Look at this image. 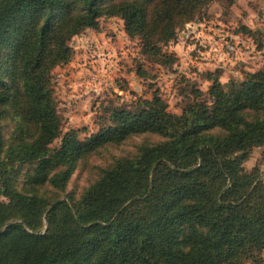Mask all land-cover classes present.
<instances>
[{
  "label": "trees",
  "instance_id": "obj_1",
  "mask_svg": "<svg viewBox=\"0 0 264 264\" xmlns=\"http://www.w3.org/2000/svg\"><path fill=\"white\" fill-rule=\"evenodd\" d=\"M213 3L237 0H0V264H264V178L244 166L264 148V71L227 87L207 73L180 115L157 93L111 107L84 140L63 134L55 100L54 71L100 19L173 67L164 50ZM142 136L159 140L68 191L94 155Z\"/></svg>",
  "mask_w": 264,
  "mask_h": 264
},
{
  "label": "rangeland",
  "instance_id": "obj_2",
  "mask_svg": "<svg viewBox=\"0 0 264 264\" xmlns=\"http://www.w3.org/2000/svg\"><path fill=\"white\" fill-rule=\"evenodd\" d=\"M178 36L164 50L176 56L173 67L149 63L139 42L126 35L120 18H102L98 29L75 37L71 63L54 71L63 134L79 131L84 140L99 131V118L107 115V109H130L137 99H152L155 93L168 104L169 112L180 115L190 101L189 86L209 90L212 83L207 73H217L227 87L243 82L247 73L264 71V0H237L231 8L213 3L201 20L186 25ZM7 112L3 122L6 138L14 125L13 113ZM158 140L136 137L94 155L85 168L80 166L75 172L68 191L80 194L96 177L98 167ZM60 143L57 140L54 147ZM244 166L248 172L259 167L264 178V148L254 149Z\"/></svg>",
  "mask_w": 264,
  "mask_h": 264
}]
</instances>
